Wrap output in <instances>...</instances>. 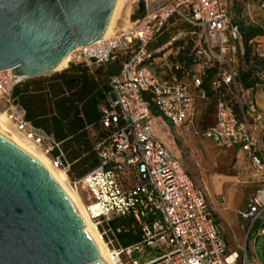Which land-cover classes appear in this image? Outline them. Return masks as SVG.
Returning <instances> with one entry per match:
<instances>
[{"label":"built area","instance_id":"2783aa9c","mask_svg":"<svg viewBox=\"0 0 264 264\" xmlns=\"http://www.w3.org/2000/svg\"><path fill=\"white\" fill-rule=\"evenodd\" d=\"M258 1L264 12V0L234 1L261 30L256 42H246L230 0H130L128 29L72 52L66 70L81 65L94 75L122 64L100 110L99 165L69 178L115 264H264L257 251L264 239V139L257 131L264 133V113L255 98L264 91V22L250 14ZM51 76L1 71L0 111L69 177L63 142L27 121L13 100L18 86ZM207 110L214 113L211 126ZM157 117L163 127L239 150L256 171L257 190L238 211L245 232L238 251H229L205 190L157 137Z\"/></svg>","mask_w":264,"mask_h":264},{"label":"water","instance_id":"95a60500","mask_svg":"<svg viewBox=\"0 0 264 264\" xmlns=\"http://www.w3.org/2000/svg\"><path fill=\"white\" fill-rule=\"evenodd\" d=\"M116 1L0 0V72L54 74L103 39ZM84 226L57 181L0 127V264H108Z\"/></svg>","mask_w":264,"mask_h":264},{"label":"trees","instance_id":"16d2710c","mask_svg":"<svg viewBox=\"0 0 264 264\" xmlns=\"http://www.w3.org/2000/svg\"><path fill=\"white\" fill-rule=\"evenodd\" d=\"M241 10V6H234L233 17L241 26L246 42H256L262 32L249 23L246 15H237ZM121 65L118 61L112 62L98 68L94 75L81 65H72L61 73L14 90V103L24 110L26 120L63 142L66 156L72 163L71 181L82 178L99 165L95 145L105 135L99 123L100 110L110 78L120 71ZM155 73H160L158 66ZM153 114L157 115L155 110ZM134 241L129 239L127 243Z\"/></svg>","mask_w":264,"mask_h":264},{"label":"rangeland","instance_id":"374dc122","mask_svg":"<svg viewBox=\"0 0 264 264\" xmlns=\"http://www.w3.org/2000/svg\"><path fill=\"white\" fill-rule=\"evenodd\" d=\"M129 1H127L128 5H130ZM234 1L230 0L231 7L234 6ZM260 4V1L253 4L250 8V14L256 21L264 22V12L261 11ZM124 11H126V8ZM242 13L241 10V13L237 15L243 17ZM128 27L122 18L117 23L114 32L128 29ZM167 39V36L162 38V43ZM172 52V49L169 50L168 55ZM161 123V119L157 117L155 121L157 137L181 163L192 181L200 188L207 187L208 196L214 202V206L219 208L230 207L227 213H233L236 207L246 205L257 190V185L254 183L257 178L255 176L256 171L247 160L240 157L236 151L219 149L210 140L195 138L185 129L174 128L169 123L163 127L160 125ZM223 198L225 203H223ZM222 204H225V206ZM219 217L218 222L223 229L229 249L231 251L236 250L238 242L232 238V229L240 231L241 224H230L228 219L223 217L221 213ZM242 234L240 231V236ZM257 251L264 263L263 238L258 242Z\"/></svg>","mask_w":264,"mask_h":264},{"label":"bare ground","instance_id":"6f19581e","mask_svg":"<svg viewBox=\"0 0 264 264\" xmlns=\"http://www.w3.org/2000/svg\"><path fill=\"white\" fill-rule=\"evenodd\" d=\"M127 1L128 0H117L116 1L115 7L113 10L111 19H110V23L108 25V28L103 38H108L114 33L117 23L122 18L127 26L131 25L130 16L132 12V7L128 5ZM125 8H126V11H124ZM71 59H72V53H70L69 55L65 57V59L62 61L60 66L54 70V73H61L64 70H66ZM0 127L4 131H6L10 136H12L17 142H19L42 165V167L57 181V183L61 186V188L65 191V193L73 201V203L75 204L78 212L80 213L85 223L84 230L87 228L92 232L94 238L96 239L101 249L102 255L99 256V259L103 258L108 264H115V262L111 260L110 253L105 243L100 238V234L98 230L96 229L94 223L91 221L89 217V212H88L87 207L84 205V203L82 202L77 192L73 189L68 175L63 170L54 168L51 165L49 158L41 151V149L38 146H36L33 142L28 140L23 135V133L18 131V129L9 120V118L4 112H0ZM92 211H95V209H92Z\"/></svg>","mask_w":264,"mask_h":264},{"label":"crops","instance_id":"0c3cea01","mask_svg":"<svg viewBox=\"0 0 264 264\" xmlns=\"http://www.w3.org/2000/svg\"><path fill=\"white\" fill-rule=\"evenodd\" d=\"M255 98H256V101H257V104H258V107L260 109V111L262 113H264V91L262 89H258L257 92H256V95H255ZM201 109H205V105L204 104H201ZM203 114V112H202ZM201 114V115H202ZM204 119H205V125L206 126H211L214 121H215V117H214V113L212 110H207L204 114ZM257 131H258V134L261 135V137L264 139V133L259 129L257 128ZM228 151V150H227ZM233 151H236V153L242 157V153L237 150V149H233ZM257 175V174H256ZM255 175V176H256ZM257 177V176H256ZM196 184V183H195ZM205 190L207 196H208V193H207V187L205 188H202ZM208 199H209V202H210V206L211 208L213 209L214 213H215V217H216V220H217V225L219 227V229L223 232V229L221 228L220 226V223L218 222V220H220V213L223 215V217H225L226 219H228V221L230 222V224H234L236 225L237 223H240V227L242 226V224L244 223L243 220L239 217L238 215V211L239 210H242L244 207H241V206H238L236 207V209L234 210L233 213H227L228 210L230 209V207H224V208H219L217 206H214V202L210 200L209 196H208ZM248 202V201H247ZM247 204V203H246ZM223 206H225V204H222ZM227 213V214H226ZM240 231L243 233L241 236H240ZM240 231L238 230H235L234 228L232 229V238L234 241H237L238 244H237V248L236 250H230L229 249V245H228V249L230 252H233V251H238L240 247H242L244 245V240H245V232L242 230V228H240ZM228 244V243H227Z\"/></svg>","mask_w":264,"mask_h":264}]
</instances>
